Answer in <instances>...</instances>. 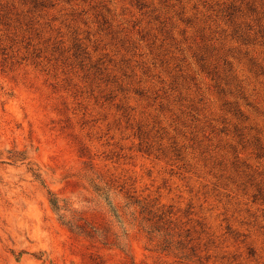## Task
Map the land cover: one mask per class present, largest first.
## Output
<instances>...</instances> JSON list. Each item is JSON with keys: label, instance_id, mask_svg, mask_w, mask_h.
Wrapping results in <instances>:
<instances>
[{"label": "rangeland", "instance_id": "1", "mask_svg": "<svg viewBox=\"0 0 264 264\" xmlns=\"http://www.w3.org/2000/svg\"><path fill=\"white\" fill-rule=\"evenodd\" d=\"M0 264H264V0H0Z\"/></svg>", "mask_w": 264, "mask_h": 264}]
</instances>
